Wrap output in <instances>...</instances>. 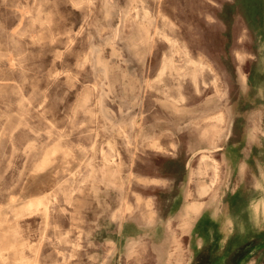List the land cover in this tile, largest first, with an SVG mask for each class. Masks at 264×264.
Masks as SVG:
<instances>
[{"label":"rangeland","instance_id":"obj_1","mask_svg":"<svg viewBox=\"0 0 264 264\" xmlns=\"http://www.w3.org/2000/svg\"><path fill=\"white\" fill-rule=\"evenodd\" d=\"M262 127L264 0H0V264H203Z\"/></svg>","mask_w":264,"mask_h":264},{"label":"crops","instance_id":"obj_2","mask_svg":"<svg viewBox=\"0 0 264 264\" xmlns=\"http://www.w3.org/2000/svg\"><path fill=\"white\" fill-rule=\"evenodd\" d=\"M262 132H264V127H262ZM247 137H243L241 141L235 142V151H237L238 157L235 160L234 163L231 162V160L228 159V167H229V175L233 177L235 181H242L244 180V175L246 172L250 173L249 175L252 177L251 181L253 182H259L261 183V186H258L254 188V191L257 192L256 198H250L247 202L248 205V220L247 224L245 226H242L240 228L239 234H235L236 236L231 239L230 237H227L228 233L230 232V228L233 221L232 216H230L226 211L222 210L220 214L225 213L231 218V223L227 227H223V223L221 221V216L219 215V237L216 238L214 236H211L209 234V237L205 234H203L202 237H200L199 242H196L193 240L192 248L194 251L196 250V247L199 245L202 246H208L210 247L209 252L205 253L202 256V263L203 264H238L239 260L235 259L236 255L227 254V250L225 247H228L230 245L237 247H251L250 255L254 253V246H257L259 244V238L258 234L260 231L264 232V213L259 212L258 215L254 216L253 206L252 203L258 201V199L262 196H264V143H260L259 147H248L247 144ZM213 161V160H212ZM215 164V172H216V161L214 160ZM216 177V174H215ZM256 185V184H255ZM261 187V188H260ZM254 217V218H253ZM256 218V220H254ZM204 229V228H203ZM195 229H193L194 231ZM246 233H249L250 236H246ZM194 235V233H193ZM246 236L245 240L243 239V236ZM243 241H245L243 243ZM196 242V243H195ZM219 246V253L221 255H216V247ZM213 248V250L211 249ZM237 250V249H236ZM197 256L195 253L190 254L189 259L192 258V264H194L195 258ZM241 258V257H240ZM241 260V259H240Z\"/></svg>","mask_w":264,"mask_h":264},{"label":"bare ground","instance_id":"obj_3","mask_svg":"<svg viewBox=\"0 0 264 264\" xmlns=\"http://www.w3.org/2000/svg\"><path fill=\"white\" fill-rule=\"evenodd\" d=\"M10 125V124H9ZM257 186H261V183L257 182ZM261 188V187H260ZM264 190V189H262ZM49 195V194H48ZM48 198V197H47ZM49 199V198H48ZM52 201V200H51ZM49 203V202H48ZM44 205V204H43ZM252 208L254 211V216L258 215L259 212L264 213V196L260 197L258 201L252 203ZM46 210V209H45ZM254 218V217H253ZM256 220V218L254 219ZM3 247V246H2ZM22 249V248H21ZM4 253V252H3ZM3 255V254H2ZM1 252H0V259L2 257ZM33 263V262H32Z\"/></svg>","mask_w":264,"mask_h":264},{"label":"clouds","instance_id":"obj_4","mask_svg":"<svg viewBox=\"0 0 264 264\" xmlns=\"http://www.w3.org/2000/svg\"><path fill=\"white\" fill-rule=\"evenodd\" d=\"M215 217H216V213H213V219H215ZM198 243H200V242L198 241Z\"/></svg>","mask_w":264,"mask_h":264}]
</instances>
